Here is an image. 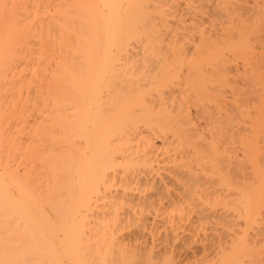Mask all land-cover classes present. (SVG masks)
Listing matches in <instances>:
<instances>
[{"label": "bare ground", "instance_id": "1", "mask_svg": "<svg viewBox=\"0 0 264 264\" xmlns=\"http://www.w3.org/2000/svg\"><path fill=\"white\" fill-rule=\"evenodd\" d=\"M244 2L0 0V264H264Z\"/></svg>", "mask_w": 264, "mask_h": 264}, {"label": "rangeland", "instance_id": "2", "mask_svg": "<svg viewBox=\"0 0 264 264\" xmlns=\"http://www.w3.org/2000/svg\"><path fill=\"white\" fill-rule=\"evenodd\" d=\"M248 1H251V2L256 1L255 3H257L258 1L261 2L262 0H261V1H260V0H254V1H253V0H247V2H248ZM247 2H244V6L246 5ZM259 2H258L257 5H255V3H254L255 8H256L257 6H258V8H260L261 6L264 7V5H262V4H263L262 2H264V0L261 2L262 4L259 3ZM249 4H250V2H248V5H249ZM251 4H252V3H251ZM251 4H250L249 8L252 7ZM259 4H261V6H259ZM252 5H253V4H252ZM212 6H213V9H215V8H214L215 5L213 4ZM245 7H246V9H247V6H245ZM183 8H185V7H182L181 10H183ZM253 8H254V6H253ZM213 9H212V11H213ZM217 9H218V8H216L215 11H217ZM256 9H257V8H256ZM263 9H264V8H263ZM263 9L260 8V10H263ZM254 21H255V20H254ZM252 22H253V21H252ZM262 22H263V19H262ZM219 28H220V27H219ZM219 28H217V30H218ZM220 29H221V28H220ZM259 45H260V46H259L260 48H259V47H258V49L256 48V51H254V52H256V55L258 54V55H263V56H264V52H262V51H264V50L262 49V48L264 47V44H259ZM257 46H258V45H257ZM257 46H256V47H257ZM261 46H262V47H261ZM259 50H260V51H259ZM260 53H262V54H260ZM258 55H257V56H258ZM258 57H260V56H258ZM263 58H264V57H263ZM263 58H262V59H263ZM263 62H264V60H263ZM238 63H239L238 65L240 66V65H241L240 63H241V62H238ZM232 65L234 66V64H232ZM233 66H232V67H233ZM263 74H264V72H263ZM42 83H43V82H42ZM172 190H173V189H172ZM173 191H174V190H173ZM175 192H178V191H175ZM175 192H173V193L175 194ZM174 197H175V196H174ZM210 213H213V216H214L213 218H214V219H217V221H219L220 223L223 224L224 221L221 222L220 220H218V218H219V219L222 218V217L220 218V216L217 215L218 212H217V214H216L215 211H211ZM223 214H224V213H223ZM223 214L220 213L221 216H222ZM216 215H217L218 217H217ZM225 215H226V214H224L223 217H226ZM195 217H196V215H195L193 218L195 219ZM210 219H211V217H210ZM222 220H223V218H222ZM224 220H225V219H224ZM226 220H227V219H226ZM209 221H211V222H210L211 225L209 224V227H208L209 229H208V234H207L209 237H210V234H213V233L215 234V235H214V234H213V235H214V236H217V237H219L218 235H220V234H221L220 236H222V235H223V236H228L227 233L223 232V231H224L223 225H222V226H219L220 224H219L218 222H215V220H212V219L209 220ZM212 222H213V223H212ZM188 223H189V222H187L186 224H188ZM214 223H216V224H214ZM224 223H225V222H224ZM218 224H219V225H218ZM213 225H215V226H213ZM216 225H218V226H216ZM188 226H189V225H187V227H188ZM211 226H213V228H212ZM219 228H220V229L223 228L222 233H220V232H216V231H215V229H216L217 231L220 230ZM213 230H214V231H213ZM220 231H221V230H220ZM200 233H201V232H200ZM200 233H199V235H200L199 238H200V237H201V238L199 239V242H198V243H199L201 249L206 247V245L204 246V244H206V241H207V240H208V242H213V241H215V240L217 239V237H215L216 239H214V237H213L214 240L212 239V237H210V238L207 237V240H206V239H205V241L202 240V241H204L205 243L202 242V241L200 242V240L203 238V234H200ZM206 233H207V232H206ZM217 233H218V235H217ZM226 234H227V235H226ZM201 235H202V236H201ZM223 236H222V237H223ZM224 238H226L225 240H228L227 237H224ZM228 238H229V237H228ZM209 239H210V241H209ZM216 241H217V240H216ZM208 242H207V245L209 246L211 243L208 244ZM200 243H201V244L204 243V244L201 245ZM213 243H215V242H213ZM195 244H196V243H195ZM195 244H194L193 246H194L195 248H197V247H198V248L195 249V250H193V248H192L193 246H192L191 248H192L193 251L189 248L190 251H191V252H195V251H197V254H198L199 252L201 253V249L199 248V245L196 244L197 246H195ZM216 244H217V242H216ZM201 246H202V247H201ZM203 246H204V247H203ZM187 249H188V248H187ZM178 250H179V249H178ZM198 250H200V251H198ZM179 251H180V257H183L184 259L189 258L190 256H188V255H190V254L192 255V253L188 254V253L190 252L189 250L186 251L187 254L185 253V255H183L184 252H185L184 250H183L184 252L181 251V250H179ZM195 253H196V252H195ZM200 253H199V254H200ZM181 254H182L183 256H182ZM192 256H193V255H192ZM192 256H191V257H192ZM191 257H190L189 259H191ZM184 259H183V260H184Z\"/></svg>", "mask_w": 264, "mask_h": 264}]
</instances>
